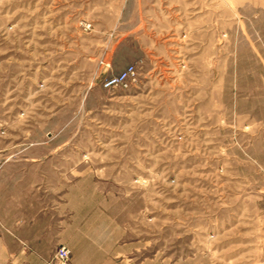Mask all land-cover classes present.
<instances>
[{"label":"rangeland","instance_id":"obj_1","mask_svg":"<svg viewBox=\"0 0 264 264\" xmlns=\"http://www.w3.org/2000/svg\"><path fill=\"white\" fill-rule=\"evenodd\" d=\"M0 210L50 264L263 261L264 0H0Z\"/></svg>","mask_w":264,"mask_h":264},{"label":"crops","instance_id":"obj_2","mask_svg":"<svg viewBox=\"0 0 264 264\" xmlns=\"http://www.w3.org/2000/svg\"><path fill=\"white\" fill-rule=\"evenodd\" d=\"M20 222L0 219V264H50V253L20 232Z\"/></svg>","mask_w":264,"mask_h":264},{"label":"built area","instance_id":"obj_3","mask_svg":"<svg viewBox=\"0 0 264 264\" xmlns=\"http://www.w3.org/2000/svg\"><path fill=\"white\" fill-rule=\"evenodd\" d=\"M136 75V67L133 64H129L125 66L122 70L118 73L109 76L105 81V86L112 87V86H124L127 87L129 83L135 79ZM70 257V250L61 245L55 252L54 259L61 264H64ZM259 264H264V260L261 261Z\"/></svg>","mask_w":264,"mask_h":264}]
</instances>
